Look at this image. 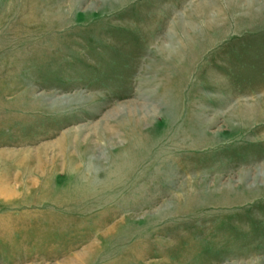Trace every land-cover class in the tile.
<instances>
[{"label": "rangeland", "instance_id": "374dc122", "mask_svg": "<svg viewBox=\"0 0 264 264\" xmlns=\"http://www.w3.org/2000/svg\"><path fill=\"white\" fill-rule=\"evenodd\" d=\"M0 264H264V0H0Z\"/></svg>", "mask_w": 264, "mask_h": 264}]
</instances>
